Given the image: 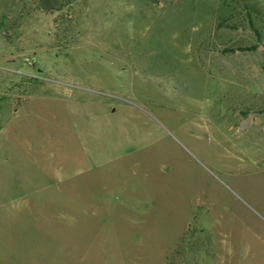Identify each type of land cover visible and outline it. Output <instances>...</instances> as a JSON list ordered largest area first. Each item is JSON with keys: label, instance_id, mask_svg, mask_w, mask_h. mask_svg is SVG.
<instances>
[{"label": "rangeland", "instance_id": "374dc122", "mask_svg": "<svg viewBox=\"0 0 264 264\" xmlns=\"http://www.w3.org/2000/svg\"><path fill=\"white\" fill-rule=\"evenodd\" d=\"M0 264H264V0H0Z\"/></svg>", "mask_w": 264, "mask_h": 264}]
</instances>
